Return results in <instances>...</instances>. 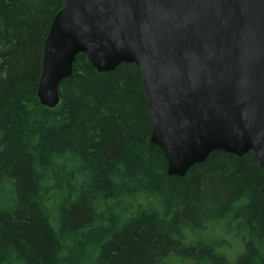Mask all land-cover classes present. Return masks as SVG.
Masks as SVG:
<instances>
[{
    "label": "trees",
    "instance_id": "trees-1",
    "mask_svg": "<svg viewBox=\"0 0 264 264\" xmlns=\"http://www.w3.org/2000/svg\"><path fill=\"white\" fill-rule=\"evenodd\" d=\"M61 0H0V264H264L262 169L223 151L172 176L141 70L79 54L38 96Z\"/></svg>",
    "mask_w": 264,
    "mask_h": 264
},
{
    "label": "water",
    "instance_id": "water-1",
    "mask_svg": "<svg viewBox=\"0 0 264 264\" xmlns=\"http://www.w3.org/2000/svg\"><path fill=\"white\" fill-rule=\"evenodd\" d=\"M38 85L55 108L79 54L99 72L135 64L172 176L215 151L254 152L264 206V0H61Z\"/></svg>",
    "mask_w": 264,
    "mask_h": 264
}]
</instances>
